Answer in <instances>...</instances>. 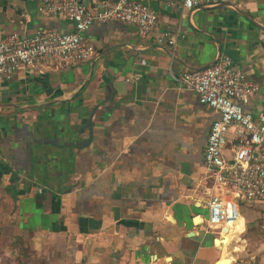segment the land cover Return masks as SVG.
Listing matches in <instances>:
<instances>
[{"label": "crops", "instance_id": "1", "mask_svg": "<svg viewBox=\"0 0 264 264\" xmlns=\"http://www.w3.org/2000/svg\"><path fill=\"white\" fill-rule=\"evenodd\" d=\"M168 1L145 0L158 14L147 35L94 22L90 59L0 79V200L36 264H264V201L238 211L223 242L207 226L204 148L217 115L173 78L226 53L257 85L245 107L256 116L264 0L185 16ZM164 25L181 31L172 55L156 42ZM45 26L72 29L35 0H0L1 36Z\"/></svg>", "mask_w": 264, "mask_h": 264}, {"label": "built area", "instance_id": "2", "mask_svg": "<svg viewBox=\"0 0 264 264\" xmlns=\"http://www.w3.org/2000/svg\"><path fill=\"white\" fill-rule=\"evenodd\" d=\"M41 15L63 19L72 26L64 29L45 26L32 35H0V79L19 71L68 67L90 59L94 47L84 33L94 22L119 21L134 25L141 36L157 29V11L145 0H35ZM239 0H170L171 11L185 16L201 6L234 3ZM156 42L168 44L172 55L178 26H161ZM181 89L197 93L199 102L213 110L204 148L206 178L213 193L205 201L209 229L222 231L239 217L238 200L264 201V109L255 116L245 110L254 98L257 85L237 67L231 56L219 53L210 65L173 76ZM230 150V157L224 155ZM208 183V182H207Z\"/></svg>", "mask_w": 264, "mask_h": 264}, {"label": "rangeland", "instance_id": "3", "mask_svg": "<svg viewBox=\"0 0 264 264\" xmlns=\"http://www.w3.org/2000/svg\"><path fill=\"white\" fill-rule=\"evenodd\" d=\"M238 211L250 209V205L245 199L237 201ZM241 203V204H240ZM241 207V209H240ZM0 264H17L16 258L25 254L31 256L29 248L23 244L22 236L17 234L14 221L8 217V211L11 210V206L7 202L3 203L0 200ZM20 240V242H19ZM28 251V252H27ZM32 257V256H31ZM30 264H36L35 260L30 258Z\"/></svg>", "mask_w": 264, "mask_h": 264}, {"label": "trees", "instance_id": "4", "mask_svg": "<svg viewBox=\"0 0 264 264\" xmlns=\"http://www.w3.org/2000/svg\"><path fill=\"white\" fill-rule=\"evenodd\" d=\"M13 190H14V188H13ZM19 242H20V240H19ZM30 258H32V257L27 255V254H25L23 256H19L16 258V263L17 264H30L28 261Z\"/></svg>", "mask_w": 264, "mask_h": 264}, {"label": "bare ground", "instance_id": "5", "mask_svg": "<svg viewBox=\"0 0 264 264\" xmlns=\"http://www.w3.org/2000/svg\"><path fill=\"white\" fill-rule=\"evenodd\" d=\"M239 218V217H238ZM237 218V219H238ZM235 219V220H233L231 223H229V224H227L226 226H224L225 228H224V231H226V232H228V230L229 229H233L238 223H239V221H240V219ZM230 226H233V227H230Z\"/></svg>", "mask_w": 264, "mask_h": 264}, {"label": "water", "instance_id": "6", "mask_svg": "<svg viewBox=\"0 0 264 264\" xmlns=\"http://www.w3.org/2000/svg\"><path fill=\"white\" fill-rule=\"evenodd\" d=\"M88 1V0H87Z\"/></svg>", "mask_w": 264, "mask_h": 264}]
</instances>
